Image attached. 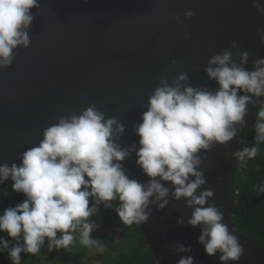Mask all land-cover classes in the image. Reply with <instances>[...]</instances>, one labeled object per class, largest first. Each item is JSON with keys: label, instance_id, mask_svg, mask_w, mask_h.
<instances>
[{"label": "clouds", "instance_id": "obj_1", "mask_svg": "<svg viewBox=\"0 0 264 264\" xmlns=\"http://www.w3.org/2000/svg\"><path fill=\"white\" fill-rule=\"evenodd\" d=\"M252 6L264 15L262 0H252ZM40 7L39 0H0V70L13 64L18 49L30 46L29 32ZM193 15L184 12L185 18ZM169 19L183 23L178 14ZM258 35L264 42V30ZM249 58L235 41L213 55L205 72L219 85L214 91L191 86L187 73H180L171 84L157 78L159 86L134 128L139 143L131 147L120 143L126 126L116 117H106L94 104L79 115L58 117L43 130L38 145L24 151L19 164H0V185L11 180L13 190L26 196L0 213V233L12 238L0 236V254L7 253L12 264H21V254L39 253L46 239L49 251L69 248L77 232L80 244L103 251L102 243L92 237L99 225L91 219L101 205L114 208L125 225H142L149 221L152 206L164 209L171 196L177 202L184 199L192 209L187 224L200 227L198 243L206 254L219 253L220 264H238L245 244L224 222L223 205L214 202V190L204 188L201 153L236 138L247 124L251 105L259 109L254 143L232 155L240 163L258 155L264 142V58L256 59L252 70L247 68ZM133 153L150 178L147 183L130 178L124 167ZM169 182L171 188L166 186ZM255 190L258 196L264 194V186ZM113 201L118 203L114 206ZM184 222L183 217L178 219ZM170 247L180 255L177 264H197L194 257L184 255L193 251L190 245Z\"/></svg>", "mask_w": 264, "mask_h": 264}, {"label": "water", "instance_id": "obj_2", "mask_svg": "<svg viewBox=\"0 0 264 264\" xmlns=\"http://www.w3.org/2000/svg\"><path fill=\"white\" fill-rule=\"evenodd\" d=\"M264 2V0H262ZM39 15L29 35L30 46L16 51L13 64L0 70V164L21 162L25 150L38 145L43 130L62 115H79L95 105L106 117L126 126L120 143L138 144L134 132L142 122L149 97L159 86L187 73L193 87L218 89L205 67L209 59L235 41L250 54L247 68L264 58V15L252 0H39ZM192 11L188 19L184 12ZM36 10H33L35 14ZM180 15L183 23L169 19ZM187 34V38H186ZM234 59L239 62L237 57ZM176 64L173 67L172 61ZM247 124L225 145L202 152L204 188L214 190L223 205L224 222L245 244L238 264H264V245L239 230L233 220V201L241 149L256 120L258 108L249 105ZM237 141H242L238 143ZM135 153L123 162L130 178L150 179L136 164ZM166 186L171 188L170 182ZM162 210L152 206L149 221L137 225L156 263L177 264L173 244L191 246L184 255L197 264H220L198 243L200 227L187 224L192 209L184 199L168 198ZM212 201H210L211 203ZM183 217L184 224L178 223ZM234 264V262H230Z\"/></svg>", "mask_w": 264, "mask_h": 264}, {"label": "trees", "instance_id": "obj_3", "mask_svg": "<svg viewBox=\"0 0 264 264\" xmlns=\"http://www.w3.org/2000/svg\"><path fill=\"white\" fill-rule=\"evenodd\" d=\"M254 137L253 123L247 132L243 147L251 146L254 143ZM235 180L234 223L239 230L264 245V194L258 196L255 190L256 186H264V142L259 145L256 158L246 163H238ZM12 184L13 182L9 180L0 185V193L5 190L8 193L7 196L0 195V213L26 199L23 193L13 190ZM117 203L118 201H113L114 206ZM91 219L99 225L98 229L93 231L92 237L102 243L103 251L95 253L91 259L88 258L90 262L93 263L95 259H98L100 264H157L137 224L130 226L123 224L114 208H105L101 205L99 212ZM114 229L118 233L117 239L112 234ZM0 236L12 239L7 237L6 233H0ZM47 244L46 239L41 251L35 255L22 253L21 264H43V262L45 264H76L82 261L91 249L96 248L95 245L91 248L83 246L79 238L75 236L69 248L53 249L52 253L47 255ZM0 264H12L7 253L0 254Z\"/></svg>", "mask_w": 264, "mask_h": 264}, {"label": "rangeland", "instance_id": "obj_4", "mask_svg": "<svg viewBox=\"0 0 264 264\" xmlns=\"http://www.w3.org/2000/svg\"><path fill=\"white\" fill-rule=\"evenodd\" d=\"M112 234L114 235L113 237H115V239H117V234H118V233L115 232V233H112ZM74 236H77V237L79 238V232L74 233ZM46 250H47V252H46L47 255L52 253V252L49 251L47 248H46ZM95 253H102V251H100L97 247L94 248V249H91V250L89 251V253H87L86 256H84V257L82 258V261H80V262H78V263H76V264H91L92 262H90L89 259H91V258L94 256ZM88 258H89V259H88ZM43 264H45V262H43ZM92 264H100V263H99L98 259H95L94 262H93Z\"/></svg>", "mask_w": 264, "mask_h": 264}, {"label": "crops", "instance_id": "obj_5", "mask_svg": "<svg viewBox=\"0 0 264 264\" xmlns=\"http://www.w3.org/2000/svg\"><path fill=\"white\" fill-rule=\"evenodd\" d=\"M111 230H112V229H111ZM111 230H110V231H111ZM115 232H117V231L114 229V230H113V233H115Z\"/></svg>", "mask_w": 264, "mask_h": 264}]
</instances>
